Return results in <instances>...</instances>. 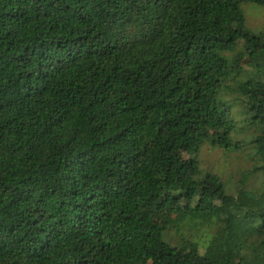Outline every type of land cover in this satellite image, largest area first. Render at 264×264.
I'll list each match as a JSON object with an SVG mask.
<instances>
[{"label": "trees", "instance_id": "1", "mask_svg": "<svg viewBox=\"0 0 264 264\" xmlns=\"http://www.w3.org/2000/svg\"><path fill=\"white\" fill-rule=\"evenodd\" d=\"M246 4L0 0V264H264Z\"/></svg>", "mask_w": 264, "mask_h": 264}, {"label": "rangeland", "instance_id": "2", "mask_svg": "<svg viewBox=\"0 0 264 264\" xmlns=\"http://www.w3.org/2000/svg\"><path fill=\"white\" fill-rule=\"evenodd\" d=\"M245 11H246V15L248 18H250V20H252L251 22L254 24V26H263L264 25V6L261 5H251V4H246L245 5ZM212 152V153H211ZM213 154H218L217 150H210L209 148L205 147L203 149V159L208 162L206 163H210V161H212V157L211 155ZM223 160V159H222ZM224 162V161H223ZM210 167V166H209ZM208 167V168H209ZM228 176H224V180H227ZM174 211H167L165 214H163L161 217L164 218V220H162L163 224L165 225L166 222L165 221H172L170 220L173 216H174Z\"/></svg>", "mask_w": 264, "mask_h": 264}]
</instances>
